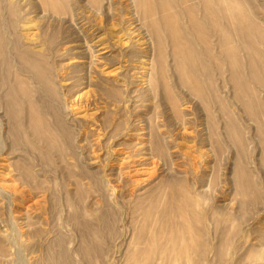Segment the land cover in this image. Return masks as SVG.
Masks as SVG:
<instances>
[{"label":"rangeland","instance_id":"1","mask_svg":"<svg viewBox=\"0 0 264 264\" xmlns=\"http://www.w3.org/2000/svg\"><path fill=\"white\" fill-rule=\"evenodd\" d=\"M110 1L111 10L93 7L89 0H71L70 13L57 15L47 11L39 0H0V30L6 43V58L0 60V72L8 73L10 86L18 78L27 81L33 91L32 102L41 109L42 119L58 135L60 144L49 154L50 162L46 161L42 154L47 144L37 141L29 128L26 112L21 120L27 140L23 139L22 131L20 136L13 134V120L6 111L8 104H4L8 102L5 100L9 85L0 82V241L4 242L7 252L0 255V264H49L55 257L59 258L61 250L73 261L71 264H125L132 250L135 230L132 224L137 218L132 212L131 193L134 190L135 195L139 194L144 188L166 179H188L194 194L202 197V205L205 204L209 215L214 207H229L232 211L239 207L234 168L240 156L238 148L226 135V119L221 117L219 121L223 150L216 153L205 110L177 84L173 71H170L171 80L181 100L183 122L177 119L162 89L152 91L155 53L134 1L104 0L103 6H108ZM12 4L19 9L16 16L9 12ZM250 5L259 11L264 25V0H250ZM48 38L53 39L51 45L47 44ZM21 47L38 53L44 50L53 80V95L51 89L44 87L45 84L22 64L18 53ZM221 84L223 94L241 118L246 145L244 165L252 172L260 191V200L247 210L237 240V254L234 252L229 261L237 262L243 257L244 264H252L254 256L264 258L261 156L264 132L259 133L257 124L242 113L241 106L234 100L233 88L228 83ZM110 88L119 93L117 99L105 96ZM258 91L264 101V89ZM56 114L71 132L70 136L60 132ZM118 123L122 124L120 130L116 129ZM152 126L163 135L169 153L167 158L152 150ZM184 126L189 130L187 133L182 131ZM25 142L30 145L26 146ZM23 165L33 169L36 177L28 178L23 168L20 169ZM69 170L76 177L71 179ZM197 174L203 175L202 181H198ZM77 178L87 191L83 197L75 192ZM139 179L142 180L137 183ZM103 212L106 225H102L98 217L103 216ZM82 217L84 220L80 219L78 226L76 219ZM213 222L214 219H210L209 240L218 243L219 235L213 230ZM85 223L87 227L83 226ZM36 229L39 234L34 233ZM92 233L97 234L96 241ZM89 240L93 241L94 252L90 258H85L81 248L84 241ZM96 243L101 245L96 246ZM212 257L210 254L211 260Z\"/></svg>","mask_w":264,"mask_h":264},{"label":"bare ground","instance_id":"2","mask_svg":"<svg viewBox=\"0 0 264 264\" xmlns=\"http://www.w3.org/2000/svg\"><path fill=\"white\" fill-rule=\"evenodd\" d=\"M39 1L47 11L57 15H67L72 10L71 0ZM89 1L93 7L99 6V9L102 7L109 10L112 9L111 1L108 2L110 4L107 3L108 6H103L104 0ZM133 1L136 13L139 14L143 29L146 32L145 35H148L152 40V51L155 53L151 81L152 91L159 88L162 89L166 100L173 107L177 119L183 122L184 113L180 108L181 100L175 92V87L171 80L170 71H173L177 84L196 98L205 110L209 123L210 137L213 140L216 153L223 150L218 130L219 121L221 117L226 119L224 126L226 135L238 148L240 156L239 159L237 158L238 161L236 160L234 168L235 193L240 200L237 210L232 211L229 207L224 206L221 209L214 207L210 216L209 210L205 209L206 207L204 208L205 204L202 205V197L194 194L191 183L187 182L188 179H177L180 177H176V179L162 180L157 185L144 188L141 193L136 195V191L133 190L131 193L132 212L137 215V218L132 224L135 225L132 226V228L135 227L131 244L132 250L128 253L125 264H244L245 259L243 257H240L237 262H230L229 257L232 258L233 253H236L237 240L241 235L242 225L247 217V210L253 208L260 200V191L252 172L244 165L243 159L246 156V145L241 118L232 109L230 99L223 94L221 83H228L233 88L234 100L241 106L242 113L257 124L259 133H263L264 101L258 91L259 89H264V25L260 21V13L254 7H251L250 0ZM18 11L17 5L12 4L9 12L16 16ZM52 41V38H48L47 44L51 45ZM145 42L148 44V41ZM35 52L34 49L28 47L18 49L19 57L25 68L35 75L36 79L43 83L42 85L45 84L44 87H49L53 95V80L49 75L50 68L46 55L43 54L44 50L42 53L36 52L38 54ZM3 58H6V43L0 30V60ZM7 69L9 72L10 66ZM0 82L3 85H9L8 73L2 74L0 72ZM35 89L37 90V88ZM3 94L5 95V93ZM32 94V88L28 86L25 79H15V83L8 87L7 100H5L6 98L4 99L8 102L4 104L5 106L6 103L8 104L6 111H8L9 116L13 120L12 132L15 136H20L23 130L21 115L23 116V113L26 112L29 128L37 141L42 140L47 144L46 151L42 155L46 161L50 162L49 158L51 156L49 154L60 146L58 135L42 119L41 109L31 100ZM104 94L114 100L119 95L117 90L113 88L106 90ZM43 102L44 100H42V104ZM56 120L61 130L60 132L70 136L71 132L67 130L58 114H56ZM110 124L108 123L109 126ZM121 126V123L116 124V129L120 130ZM154 127L151 128L150 139L152 150L161 157L167 158L169 153L166 148V142L163 135L158 131L159 129L157 130V127ZM116 129L115 131H117ZM184 129L182 131L186 132L188 130ZM23 133L24 131H22ZM24 135L26 134L22 135L23 139L27 140ZM16 139L18 140L17 137ZM262 141L263 147L264 138ZM28 145L26 144V146ZM33 147L35 146L33 145ZM262 147L261 156L264 164V148ZM21 168H23L22 171L28 178L36 177L32 171L33 169L25 165ZM69 173L71 179L76 177L70 170ZM196 176L198 181H202V174H197ZM141 180L139 179L137 183ZM80 181L78 178L75 179V184L77 185L75 192L80 197H83L87 191ZM77 208L79 207L77 206ZM101 216L99 214L98 217L104 222L106 214L104 213ZM212 218L215 221L213 222L215 223V225L213 224L215 226L213 230L215 229L219 235L218 243H211L209 240L211 234L209 221ZM80 219H83V217L76 219L79 220L76 223L77 225H80ZM103 222L101 223L102 225L105 224ZM83 226L87 227L86 223ZM84 231L82 230V232ZM34 233L39 234V230H34ZM82 235L85 237L86 234L84 235L83 233ZM92 237L94 241L98 239L95 233H92ZM91 240L89 242L84 241L82 248L80 247L85 258H90L92 251L94 252L91 247V244H93ZM95 245H101V243H96ZM100 251L102 252L101 248ZM63 252L61 250L59 258L55 257V259H52L53 262H49V264L73 263L65 256L66 253L65 255L62 254ZM6 253L4 242L0 241V255H5ZM210 254L213 256L212 260L209 258ZM251 259L252 264H264V258L262 257L254 256ZM46 261L48 262L47 259ZM215 261L216 263H214Z\"/></svg>","mask_w":264,"mask_h":264}]
</instances>
